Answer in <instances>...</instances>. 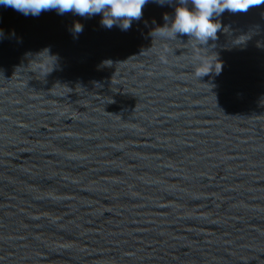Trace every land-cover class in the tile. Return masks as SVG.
Masks as SVG:
<instances>
[{
	"label": "water",
	"instance_id": "95a60500",
	"mask_svg": "<svg viewBox=\"0 0 264 264\" xmlns=\"http://www.w3.org/2000/svg\"><path fill=\"white\" fill-rule=\"evenodd\" d=\"M180 6L0 4V264H264V5L206 45Z\"/></svg>",
	"mask_w": 264,
	"mask_h": 264
},
{
	"label": "clouds",
	"instance_id": "9594fccd",
	"mask_svg": "<svg viewBox=\"0 0 264 264\" xmlns=\"http://www.w3.org/2000/svg\"><path fill=\"white\" fill-rule=\"evenodd\" d=\"M163 4L165 0H157ZM148 0H0V4L11 7L25 16H39L42 12L56 10L58 14L74 13L81 17H91L103 13L102 24L111 29L118 24L122 30L131 27L133 20H140ZM189 0H179L187 5ZM193 10L187 6L177 7L172 23L158 28L157 35L176 38L178 34L187 35L201 45L217 39L221 24L213 22L226 10L231 13H245L252 7L264 5V0H190ZM168 17L165 15V20ZM82 25H74L75 32H81ZM222 65L220 66V70ZM220 72V71H219ZM206 75V74H205Z\"/></svg>",
	"mask_w": 264,
	"mask_h": 264
}]
</instances>
